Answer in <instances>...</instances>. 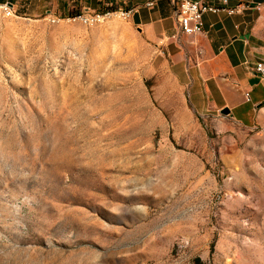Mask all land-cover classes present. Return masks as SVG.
I'll list each match as a JSON object with an SVG mask.
<instances>
[{
  "label": "rangeland",
  "instance_id": "374dc122",
  "mask_svg": "<svg viewBox=\"0 0 264 264\" xmlns=\"http://www.w3.org/2000/svg\"><path fill=\"white\" fill-rule=\"evenodd\" d=\"M40 2L0 28V264H264V114L199 115L129 20Z\"/></svg>",
  "mask_w": 264,
  "mask_h": 264
},
{
  "label": "crops",
  "instance_id": "0c3cea01",
  "mask_svg": "<svg viewBox=\"0 0 264 264\" xmlns=\"http://www.w3.org/2000/svg\"><path fill=\"white\" fill-rule=\"evenodd\" d=\"M5 1L24 15L36 14L44 5L40 0L38 4L0 0ZM196 1L223 5L222 0ZM150 2L154 5L148 7ZM86 4L90 10L106 5L136 8L129 23L162 55L197 114L217 116L227 107L229 118L247 126L264 114V76L256 70L264 62V0H228L227 8H243L235 14L206 13L203 31L193 36L181 32L176 7L168 0H86Z\"/></svg>",
  "mask_w": 264,
  "mask_h": 264
},
{
  "label": "built area",
  "instance_id": "2783aa9c",
  "mask_svg": "<svg viewBox=\"0 0 264 264\" xmlns=\"http://www.w3.org/2000/svg\"><path fill=\"white\" fill-rule=\"evenodd\" d=\"M176 7V15L180 30L183 34L188 36H193L200 34L203 31V17L206 13H218L220 11H227L229 14H235L242 9V5L236 8H227L228 0H222V6L217 7L210 5L208 3L196 0H168ZM154 5V2L147 4L148 7ZM259 9L260 5H256ZM136 11V8L125 9V8H115L109 6L104 11H93L87 12L85 14L77 15L71 17V19H80L87 22V25H96V20L103 16V13H114V15L130 19L131 15ZM15 14L13 6L5 1L0 2V28L4 23V19L8 15ZM57 18L54 16L51 22H56ZM256 70L259 74L264 76V62L258 63Z\"/></svg>",
  "mask_w": 264,
  "mask_h": 264
},
{
  "label": "bare ground",
  "instance_id": "6f19581e",
  "mask_svg": "<svg viewBox=\"0 0 264 264\" xmlns=\"http://www.w3.org/2000/svg\"><path fill=\"white\" fill-rule=\"evenodd\" d=\"M111 15H114V13H103V17H107V16H111ZM15 16V14H12V15H8L6 18H12V17H14ZM100 18H102V17H100ZM124 18V17H123ZM104 19V18H103ZM58 20V19H57ZM56 20V21H57ZM87 23V22H86Z\"/></svg>",
  "mask_w": 264,
  "mask_h": 264
},
{
  "label": "water",
  "instance_id": "95a60500",
  "mask_svg": "<svg viewBox=\"0 0 264 264\" xmlns=\"http://www.w3.org/2000/svg\"><path fill=\"white\" fill-rule=\"evenodd\" d=\"M221 113L227 115V114L230 113V109L227 108V107H226V108H223V109L221 110Z\"/></svg>",
  "mask_w": 264,
  "mask_h": 264
}]
</instances>
